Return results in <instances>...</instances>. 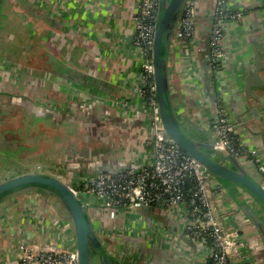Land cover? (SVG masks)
I'll list each match as a JSON object with an SVG mask.
<instances>
[{
    "label": "crops",
    "instance_id": "obj_1",
    "mask_svg": "<svg viewBox=\"0 0 264 264\" xmlns=\"http://www.w3.org/2000/svg\"><path fill=\"white\" fill-rule=\"evenodd\" d=\"M225 1L229 12L241 11L243 18L226 22L222 47L227 59L216 67L212 65L208 43L211 0L197 1L199 18L191 46L183 45L173 35L167 57L172 104L181 129L200 142L212 145L214 135L210 123L217 116L216 97L219 96L244 144L256 148L264 157V0ZM19 5L26 11L31 8L29 13L35 18L32 27L27 25L28 32L40 41L49 42V54L43 51L42 59L49 72H36L33 78L45 83L47 73L52 77L43 88H36L41 94H27L28 99L39 108L58 110L65 116L57 132L54 129L52 134L48 127L53 146L50 160H34L23 165L22 172L13 171L8 163L6 170L18 174L41 171L70 180L79 173L104 167L126 170L145 165L152 155L146 148L150 137L148 119L140 111L134 117L142 102L135 93L142 60L132 44L134 0H34L32 5ZM19 18L23 19L20 15ZM22 53L28 55L25 49ZM25 63L11 62L10 66L15 71L21 65L29 66L35 72ZM26 82L25 88L29 86ZM106 96H113L117 106L104 100ZM205 151L223 158L214 151ZM238 161L246 175L262 186V177L255 165L247 160ZM221 183L225 196L215 199L219 215L226 218L232 212L253 256L264 264L261 240L246 216L239 218L244 210L255 207L252 197L238 185ZM3 208L0 210V264H12L19 259L17 248L22 243L38 250L50 243L75 249L68 225L50 207L44 209L34 197L24 196L14 208ZM87 212L103 250L115 257V243L109 240V233L114 228L122 229L130 215L117 211L112 217L108 210L96 205ZM144 214L162 221L159 230L147 233L152 236L148 243H140L129 234L123 241L117 238V244L127 243L130 248L142 245L147 257L146 261L141 260L144 264H205L201 253L190 250V240L182 238L184 247L180 248L168 237V232L179 234L181 231L177 215H166L162 208L144 211ZM99 228L107 230V235L99 233Z\"/></svg>",
    "mask_w": 264,
    "mask_h": 264
},
{
    "label": "built area",
    "instance_id": "obj_2",
    "mask_svg": "<svg viewBox=\"0 0 264 264\" xmlns=\"http://www.w3.org/2000/svg\"><path fill=\"white\" fill-rule=\"evenodd\" d=\"M198 0H186L175 28L174 35L185 46L192 45L196 37L198 21ZM136 11L133 15L134 33L132 44L139 52L142 63L140 83L135 93L142 101L134 117L140 111L147 117L149 140L146 143L151 159L135 169H126L117 173L89 175L79 173L71 181L73 192L83 199L87 209L96 205L102 209L122 214L139 215L147 218L139 229L136 223L126 228L129 234H147L162 227L161 219L148 218L152 208H162L166 215H177L181 221V231L168 232L173 244L184 247L182 238L190 240V250L201 253L205 264H255L240 225L232 212L226 218L219 215L215 199L225 196L224 186L213 178L200 164L187 155L166 134L162 128V118L158 106L156 88L153 79L152 50L156 25L159 20L160 0H134ZM212 23L208 31V43L212 65L227 59L222 47L226 22L243 18L241 11L229 12L225 0H211ZM113 96L104 100L117 106ZM127 106V104H123ZM217 116L210 123L214 135V152L230 156L237 160L251 161L262 177L264 187V157L259 150L244 144L231 113L225 102L216 97ZM222 197V198H223ZM147 209V210H146ZM137 212V213H136ZM125 229H119L113 235L120 238ZM127 233V234H128ZM150 236V234H147ZM132 246V245H131ZM178 246V247H179ZM134 248V247H131ZM126 249V248H125ZM115 244L114 253L128 264H144L145 256L131 253ZM19 259L12 264H76L75 249L54 246L50 243L38 250L26 243L17 248Z\"/></svg>",
    "mask_w": 264,
    "mask_h": 264
},
{
    "label": "water",
    "instance_id": "obj_3",
    "mask_svg": "<svg viewBox=\"0 0 264 264\" xmlns=\"http://www.w3.org/2000/svg\"><path fill=\"white\" fill-rule=\"evenodd\" d=\"M185 1L161 0L160 18L154 36L152 50L153 79L162 118V128L182 151L200 164L217 181L223 182L224 185H238L249 193L255 207L244 210V214H240L239 218L244 219L246 216V219L252 224L254 233L261 240L264 247V187L255 183L246 175L237 159L230 156L220 158L216 155V152L214 153L217 157L209 155L205 150L214 151V141L212 145L204 144L185 133L178 123L167 76V57ZM62 116H65V114H62ZM119 171H122V169L104 167L102 170L83 173L97 175L100 173L114 174ZM71 181L72 179L62 180L51 174L35 171L0 182V195L24 185H30L31 187L38 185L33 190L25 189L24 191H30L33 195H37L40 199L38 202L44 200L48 207L68 225L77 254L76 264H120L121 259H118L117 256L112 257L103 250L101 241L89 219L88 209L84 206L83 199L71 189ZM24 191L10 193L4 196L3 199L18 194L22 195ZM154 210L155 208H152L149 212ZM108 211L111 212V210ZM114 212L117 211L114 210ZM249 251L254 263L261 264V261L253 256L250 249Z\"/></svg>",
    "mask_w": 264,
    "mask_h": 264
},
{
    "label": "rangeland",
    "instance_id": "obj_4",
    "mask_svg": "<svg viewBox=\"0 0 264 264\" xmlns=\"http://www.w3.org/2000/svg\"><path fill=\"white\" fill-rule=\"evenodd\" d=\"M34 0H5L4 3V13L10 16V21L9 24L7 25L6 23L4 24L5 28V33H14L15 39H17L18 45L15 42H10V44H14L13 49L9 54L6 56L9 57V59H15L12 61L16 65L22 64L25 65V61L29 63L31 67L34 68L35 73H41L43 72H49L47 66L44 65L42 62V59L45 57V54L43 51L48 55L49 54V42L48 41H43L39 40L38 38L34 37L35 35H32V33H29V29L27 28V25L31 26L33 22H35V18L30 15L26 9H23L19 3L25 4V5H32ZM16 10V11H15ZM19 15L23 17V19L19 18ZM6 22V21H5ZM1 24H2V19H1ZM2 26V25H1ZM32 27V26H31ZM27 28V29H26ZM43 35V32L42 34ZM28 37V38H26ZM7 39V38H6ZM19 39V41H18ZM16 41V40H15ZM1 42V38H0ZM4 47H6V43H2ZM38 47V49H36ZM17 50H16V49ZM27 50V59L24 61L22 58H20V53L22 50ZM36 49V52H35ZM15 51V52H14ZM3 53V52H2ZM37 55L36 56L34 55ZM17 61V62H16ZM21 65V66H22ZM35 75V74H34ZM3 106L0 104V108L2 109ZM6 106L5 108H7ZM12 107V106H11ZM4 109L6 111L7 109ZM20 108V107H19ZM3 113V112H2ZM0 113V139L5 141V147H3V143H0V153L1 151L4 150V156L8 157L9 165L15 172H22L24 170L23 165H27L30 162H33L34 160H40V159H49L50 154V149L52 146V141L50 142L51 138V133L53 130V127L51 128V133L49 125L52 124L49 120L47 122L42 123H35L36 125H33L31 121H33V118H23L19 114V110H15L12 112L16 117L12 120H8L5 114ZM3 120V121H2ZM2 121V122H1ZM32 124H31V123ZM36 122V121H35ZM69 125V124H65ZM66 127V126H64ZM0 141V142H2ZM9 146L11 147V151L9 152ZM18 147H21V151L19 152ZM23 147V149H22ZM12 148H14L16 151L14 153L12 152ZM18 150V151H17ZM25 152V153H24ZM26 157V158H24ZM6 158L5 160L2 158V154L0 155V168H2L6 164ZM50 160V159H49ZM28 193V192H27ZM32 195V193H31ZM16 200L15 201H21L23 198V195L18 194L15 196ZM31 198V197H30ZM37 201H40L39 197L34 198ZM44 209L48 208V205L42 200L39 202ZM102 209V208H101ZM137 213V212H136ZM147 218L141 217L138 213V215L130 216V218L127 219L125 225H123V228L125 231L122 232L120 235V238L122 240L127 239L129 233L126 230V228H131V231H135V227L133 226L135 223L136 225H139L137 229L140 227V222H142V227H144L143 223L146 222ZM100 230L98 231L101 234L107 235V230H103L102 228H99ZM119 229L114 228V230L109 233V240L113 241L117 245V235L112 236L113 233L117 232ZM128 233V234H127ZM133 237L135 240L139 241L140 243L146 244L148 241L151 239V235L148 236L147 234L141 233L140 235L134 234ZM132 237V238H133ZM119 246L125 249L126 253H128V250L131 253H134L136 251L137 254H142L143 256L145 255L142 252V245L137 246V245H132L134 248H130V245L127 243H119Z\"/></svg>",
    "mask_w": 264,
    "mask_h": 264
},
{
    "label": "flooded vegetation",
    "instance_id": "obj_5",
    "mask_svg": "<svg viewBox=\"0 0 264 264\" xmlns=\"http://www.w3.org/2000/svg\"><path fill=\"white\" fill-rule=\"evenodd\" d=\"M4 3H5V0H1V2H0V38H1V42H0V104L3 107H2V109L0 108V113L3 112L5 114V116L7 117V119L9 120V118L14 119L16 117L14 114H12V112H14L15 110H19L20 115H22V113L27 115V116H23V118H30V117L33 118L32 119L33 121H31L33 123V125H36L35 123H39V122L43 124L44 122H47V120H49L52 123L49 126L51 128L54 126L53 130L56 129L55 131L57 132L63 123V121H61V120H63L62 119L63 116L60 115L61 113L58 112V110H54V111L51 110L50 111L49 109L39 108L37 104L33 103L32 101H29L28 95H27V94H33V95L41 94V92L38 91L36 88L41 87V86H42L41 88H43L46 85V83H48V81H50L49 78L52 77L51 76L52 74L47 73V75L44 79L45 83H42V82L40 83V82H37L38 80H35L33 78L35 72H33V69L30 68L29 66H20L19 68L16 69V71L12 70V68L10 66L11 65L10 63L14 59H9V57H7L6 55L12 51L13 46L15 45V43H17V39H15L14 33H12L13 35L9 34V33L4 34L6 32L5 28H4V24L5 23L9 24V15L7 17V15L4 13V8H3ZM27 11L32 12L31 8L29 10L27 9ZM1 19H2V24H1ZM26 38H28V37H26ZM11 41L15 42V43L10 44ZM18 41H19V39H18ZM6 42H7V45H6V47H4V45H2V43H6ZM16 45H18V43ZM27 57L28 56L24 55V53H22V51H21L20 58H22L23 60H26ZM26 80L28 81L26 83H28V85H29L27 88H25L26 86L24 84ZM6 106H8V107L5 108ZM21 106H23V107H21ZM3 108H5L7 110L4 111ZM78 116L80 118V115H78ZM54 132L52 131V134ZM0 141H2V140L0 139ZM0 143H3V147H5V141L4 140ZM20 148L21 147H18L19 152L21 151ZM10 149H11V147L9 146V152L11 151ZM22 149H23V147H22ZM14 151H16V150L14 148H12L13 153H14ZM2 152L4 153V150L1 151L0 155L2 154V158L4 160L6 158L7 160H6V164L0 169V182H4V181L9 180L12 177H15L18 175H24V174H18V173H15L13 171L10 172V171L6 170L7 167H9L8 159L10 156L8 155V157H5ZM63 169H65V167H63ZM25 174H27V173H25ZM36 187L37 186L31 187L30 185H24L22 187L14 188L10 191H6V192L2 193L0 195V210L4 209L3 208L4 206H5V208L6 207L7 208H14L15 204L18 203V201L14 202V200H16L15 195L3 199L4 196H6L10 193H13V192L24 191L25 189L33 190V188H36ZM38 189H41V188H38ZM25 192L26 191H24L22 193V195L24 194L25 197H26V195H31L30 191L28 193L27 192L25 193ZM24 195H23V197H24ZM27 198H30V197L28 196Z\"/></svg>",
    "mask_w": 264,
    "mask_h": 264
},
{
    "label": "trees",
    "instance_id": "obj_6",
    "mask_svg": "<svg viewBox=\"0 0 264 264\" xmlns=\"http://www.w3.org/2000/svg\"><path fill=\"white\" fill-rule=\"evenodd\" d=\"M160 3H161V0H160ZM159 18H160V16H159ZM211 21H212V19L210 20L209 25H211V23H212ZM158 22H159V21H158ZM37 186H38V185H37ZM39 187H42V186H39ZM30 193H32V192H30ZM24 196H25V195H24ZM28 196L31 197V198H32V197H34V198H38L37 195H34V196H33V195H26V197H28ZM120 264H128V263H127L126 261H121Z\"/></svg>",
    "mask_w": 264,
    "mask_h": 264
}]
</instances>
